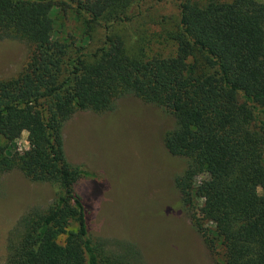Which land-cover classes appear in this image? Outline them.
Returning <instances> with one entry per match:
<instances>
[{
    "label": "trees",
    "instance_id": "1",
    "mask_svg": "<svg viewBox=\"0 0 264 264\" xmlns=\"http://www.w3.org/2000/svg\"><path fill=\"white\" fill-rule=\"evenodd\" d=\"M164 3L176 9L160 17L170 27L129 54L115 26L136 24L141 36L140 21ZM0 38L28 46L21 71L0 78V173L52 190L45 209L20 218L4 264H136L129 244L111 251L90 234L76 184L93 174L68 162L62 138L76 111H109L126 95L173 117L163 145L184 168L172 208L206 250L219 247L221 264H264L263 1L0 0Z\"/></svg>",
    "mask_w": 264,
    "mask_h": 264
},
{
    "label": "rangeland",
    "instance_id": "2",
    "mask_svg": "<svg viewBox=\"0 0 264 264\" xmlns=\"http://www.w3.org/2000/svg\"><path fill=\"white\" fill-rule=\"evenodd\" d=\"M175 13L173 5L157 4L149 13L151 18L138 24V37L133 33L136 24L115 29L123 37L126 51L133 54L146 40L157 45L154 33L163 26L165 31L174 21L166 18L161 22L160 17ZM99 36L96 28L89 44L97 46ZM27 55L24 42L0 38V78L19 73ZM173 125L167 111L131 95L116 99L109 111H76L64 123L66 159L93 174L76 184L91 212L90 234L104 240L111 251L129 244L136 264L219 263L220 248H216V257L210 254L186 213L172 208L177 199L173 179L184 168V160L170 156L163 145V136ZM17 144L26 148L24 132ZM51 199L47 184L31 183L16 169L0 173V264H4L8 243L19 237L20 218L31 210L45 209ZM62 240L60 236L58 241Z\"/></svg>",
    "mask_w": 264,
    "mask_h": 264
}]
</instances>
